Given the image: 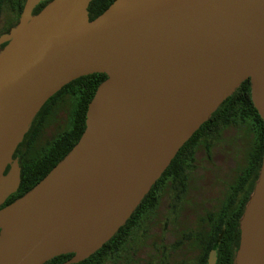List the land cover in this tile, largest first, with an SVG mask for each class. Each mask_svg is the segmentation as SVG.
Here are the masks:
<instances>
[{
    "label": "water",
    "instance_id": "water-1",
    "mask_svg": "<svg viewBox=\"0 0 264 264\" xmlns=\"http://www.w3.org/2000/svg\"><path fill=\"white\" fill-rule=\"evenodd\" d=\"M26 0L0 36V264L87 260L130 219L186 142L246 81L264 122V0ZM4 47L1 48V46ZM92 74L78 143L33 189L13 156L44 104ZM234 264H264V154ZM212 249L207 264H216Z\"/></svg>",
    "mask_w": 264,
    "mask_h": 264
},
{
    "label": "trees",
    "instance_id": "trees-1",
    "mask_svg": "<svg viewBox=\"0 0 264 264\" xmlns=\"http://www.w3.org/2000/svg\"><path fill=\"white\" fill-rule=\"evenodd\" d=\"M13 0H0V15L4 4ZM51 0L41 2L34 14L39 13ZM115 0H93L89 6L90 20L101 15ZM25 0H19V12L23 10ZM105 74H92L81 77L52 96L41 108L34 119L29 132L18 146L13 158L18 159L21 167V183L16 193L11 195L4 205H10L33 189L60 161H62L80 140L86 128V113L98 87L107 80ZM64 120L57 124L54 133L47 135V129L58 117ZM244 128L250 135L241 164L228 184L226 193L213 209L195 215L196 208L189 204L178 208L182 196L188 191L190 175L197 170V153L203 149L208 158L212 157L214 142L221 131L229 128ZM264 154V122L256 110L251 97V81H244L235 93L229 97L210 119L180 149L161 178L132 214L127 223L99 251L79 264H133L132 251L128 246L133 233L142 229L144 224L150 229L143 237L153 235L158 227L170 230L176 224L175 218L167 222L153 219L164 195H170L171 213L181 212L182 217L189 216L187 242V263L207 264L210 252L216 249V264H234L240 244V220L258 180ZM205 180V178H203ZM176 210H178L176 212ZM183 219V218H182ZM182 227L172 243L156 244L152 239V249L171 262L178 260L181 250L180 237ZM167 234L170 232L167 231ZM147 242H149L147 240ZM142 243V242H141ZM146 246V244L144 245ZM150 253V252H149ZM147 253L143 256L151 255ZM73 254L62 255L45 264H63ZM145 258V257H144ZM115 264V263H113Z\"/></svg>",
    "mask_w": 264,
    "mask_h": 264
},
{
    "label": "rangeland",
    "instance_id": "rangeland-1",
    "mask_svg": "<svg viewBox=\"0 0 264 264\" xmlns=\"http://www.w3.org/2000/svg\"><path fill=\"white\" fill-rule=\"evenodd\" d=\"M62 120H64V117L60 115L52 123L46 131L48 136L55 132L57 124H61ZM250 140L251 135L244 128H229L221 131L218 139L214 142L212 157L208 158L204 150L199 149L197 166L195 167L197 170L190 175L193 184L191 183L190 188L182 196L181 203L177 207L182 209L185 204H189L196 208L194 211L195 215H200L207 210L215 208L226 193L236 168L241 164L247 142H250ZM169 204H172L170 195H164L158 211L153 215V219L156 218L158 221H163L162 219L165 220V218H170L171 220L175 218V222H182V224H176L170 230H167V227H163L161 235L157 227L153 231L152 236L143 237V234L145 235L150 229L149 223L144 224L142 229H138L133 233L132 239L126 246L127 248L130 250L143 249V254L146 255L152 250L151 242L153 238H155L157 245L164 244L166 246L173 242L175 236L179 233V228L183 227L185 223H189V216L184 218L181 212L178 215L177 213L172 214ZM167 231L170 233L167 234ZM145 244L146 246H144Z\"/></svg>",
    "mask_w": 264,
    "mask_h": 264
},
{
    "label": "flooded vegetation",
    "instance_id": "flooded-vegetation-1",
    "mask_svg": "<svg viewBox=\"0 0 264 264\" xmlns=\"http://www.w3.org/2000/svg\"><path fill=\"white\" fill-rule=\"evenodd\" d=\"M18 4H19V0H13L12 2H8L7 4L3 5L2 12L0 15V36L2 34L8 33L13 27H15L19 23L23 10L19 12ZM2 47H4V45H2L1 48ZM165 220L170 221L171 219L165 218ZM181 230L182 232H181V237L179 241L183 244H181L180 246L181 247V250L179 253L180 257L178 260L171 262V260L168 259L166 261L165 257L161 253L160 255L158 254L159 250H155V249H152L150 252L151 255H148L146 257V256H143V249H135L132 251V255L134 256L133 261H132L133 264H188L187 258H186L187 257V242H183V240H186V237L189 236L188 235V224L185 223V225H183ZM113 263L116 264V262H109L107 264H113Z\"/></svg>",
    "mask_w": 264,
    "mask_h": 264
}]
</instances>
